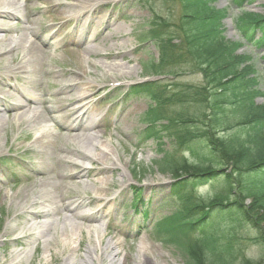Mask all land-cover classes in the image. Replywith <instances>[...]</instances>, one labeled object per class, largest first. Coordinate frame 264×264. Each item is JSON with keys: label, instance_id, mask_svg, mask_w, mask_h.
Segmentation results:
<instances>
[{"label": "rangeland", "instance_id": "374dc122", "mask_svg": "<svg viewBox=\"0 0 264 264\" xmlns=\"http://www.w3.org/2000/svg\"><path fill=\"white\" fill-rule=\"evenodd\" d=\"M75 1L77 2H73L72 0H50L49 9L41 10L34 16L41 17L50 13H54L56 16L54 20V27L56 29L62 30L64 26L66 27V32L70 31L71 29L76 31L80 22L83 20L84 15L82 17H71L67 23L62 24L64 21L63 18L65 16L74 15L80 12V6L82 5L80 2L82 0ZM90 1V4H92L95 0ZM104 1L106 5L98 7V10L95 11L96 16L103 17L111 13L115 24L122 28V32L119 35H114L111 39L113 41L98 37L97 42L99 40L102 41L99 43V47L106 48L113 43L120 45L124 42L125 44L123 47L121 49H112L110 55L101 56L103 53H97L88 57L75 53V45L73 43L66 44L58 42L56 48L54 49L55 58L47 59L46 61L44 60L43 62L48 66L41 65V70L42 68L45 71H48L51 68L56 71L59 70L60 72L58 75H60V82L63 84L72 81L74 82L77 79L76 82H80V90L82 89V83L90 88L89 94L91 98H87L89 106L94 104L92 109L97 110V112L99 111V113L102 114L107 111L100 127L106 126L107 128V130L104 132V138L107 139L112 145V149L115 151L116 157L118 158V161H115V164L116 167L120 169L109 171L104 176L110 178L111 182L114 183L113 188L117 187L116 189L118 190L122 189L120 193L121 200L117 202L115 211L112 214L113 218L116 220H111L110 224L111 226L115 225L119 227L125 232V235L120 238V244H118L117 249L122 256L128 254L126 259L127 264H139L138 261H140V264H150L149 261H146L141 257V255L138 254L139 242H144L146 246L151 248L150 256L154 258L155 264H185V258L182 256V252H178V254L174 248H166L161 246L159 243L152 242L145 232L143 233L141 230L137 231V228L139 230V227H148L151 221L159 218V216L163 214L177 213V206L179 203H177L176 198H168L174 183L173 177L170 174L160 173L156 165H154V161L157 158L155 153V145L149 141L147 144H145V146H142L138 149L133 147L139 143L143 134L144 125L140 122V120L142 118V113L147 109L150 101L146 97H129L127 94L130 87L136 84L144 83L147 80L146 78L151 76L148 75L149 73L145 74L142 71L141 64L148 59H157V51L152 42L148 40L144 42L138 41L140 34L143 31H146L148 26H151L150 23L153 21V14L161 16L164 20L165 29L169 32H172L173 25L178 23V20L182 15V4L180 0H150V3H145V0L143 2L142 0ZM114 2H116V4H114ZM35 3L36 2H30L29 5H33ZM72 3L75 5V8L71 7ZM229 4L230 0H217L214 3V6L218 9H221L228 7ZM261 5L262 2L259 1L252 6H248L246 9L255 13H263V7ZM230 13H232L233 16L237 14L233 8L230 9ZM91 15L92 12L87 15V20L91 19ZM94 16L95 15L93 14L92 17ZM122 19L124 20L122 21ZM222 23L226 29L225 37L231 41L239 42L236 36V31L232 26L231 19L227 17L222 21ZM56 29H52L51 31H55ZM41 37H43V35ZM49 52L52 53L50 48L47 49V53ZM239 52H246L248 54L250 53L252 58H258L260 55H264V50L250 52L246 48H242L239 50ZM17 54L19 55H14L13 57H15V62L18 63L21 59V55L20 53ZM106 57L108 59H106ZM39 59L41 60V56ZM39 59L37 60V65L40 63ZM121 59H127L130 64L128 65L125 61H121ZM53 62H55V64H53ZM111 63L121 65L127 68V71L131 73H121L120 67H118L116 69H111V72L106 74V69L104 66H108L110 68L112 65ZM255 67L258 72L257 79L259 82V89L264 92V62H261L260 60L255 62ZM37 71L38 73L36 75H32L33 78H39V72H41L40 65L37 67ZM48 78L50 82L57 80V77H51L50 75H48ZM162 79H166V83L172 81L173 83H179L180 85L202 84V78L200 74L192 70L191 66L187 63L179 66V72L173 78L155 77L149 81H157ZM129 84L131 85L127 87ZM53 91L56 90L47 88L44 98L47 100ZM68 91L71 92V95H74L77 92L76 89H68ZM256 103L259 105H264V96L258 97ZM45 106L47 107V104ZM134 107H137L138 111L131 113L132 108ZM151 114L153 115V111ZM38 120L40 121L42 118L40 117ZM239 122L240 120L237 114L233 113L229 116L228 122L226 124L220 123L219 127L220 129H226V131L223 133L225 136H230L234 133L243 136L244 132L239 127H237ZM29 128L27 129L25 124L18 126L17 124L9 122L6 131H2L0 133V152L5 151L9 146H11L14 153L22 154L26 152L28 153L27 156L30 157L29 153L33 152L32 140L30 139L26 142H23L21 139L16 138L17 136H27V134L32 137L33 133ZM69 147L72 148V146ZM46 154L49 160L48 166H50L51 150H47ZM39 156L43 157L45 160L44 154L40 153ZM11 158L16 160L15 157ZM176 159H181V156L176 157ZM170 161L172 164L178 165L177 163L181 160L170 159ZM109 163L112 162L109 161ZM200 163L201 161L198 162V164ZM26 169H29V166L26 167ZM131 170L134 176H130L129 173ZM50 171L51 168L48 167L46 170L47 175H49ZM228 171L229 170H227L226 174L230 173V171ZM61 172L63 175L69 174V170L66 171V169L63 167H61ZM63 175H61L60 178H63ZM55 177H57V174H55ZM3 179L6 182L11 180L10 177L6 175ZM219 181L220 178L212 179L210 184L204 186L199 192V194L203 193L202 198L207 200L209 197L214 195L220 197L221 190L217 188L214 189L213 187L217 185ZM69 182L76 184V187L70 185L68 188L66 197L69 199V201H74L81 196L85 197L88 194L82 190L83 184L81 185V183H77L75 179L70 180L65 177L62 179V184ZM21 187H23V184L18 185L16 190L8 191V185L0 183V196L5 195V192L8 193L9 197L15 193L17 195L20 194L21 196ZM31 189H34L36 192L35 186ZM134 189H141L143 193V204L141 205L138 213H132L129 208V204L134 197ZM198 191L199 190H197L196 193H198ZM196 193L192 195L193 199L196 196ZM54 195H57V193L54 192L53 189L50 192H46V196H48V198ZM84 200L87 201L86 198H84ZM179 200L183 201L184 199L181 196ZM9 202V198L0 200V264H9L11 260L10 253L24 249V246L14 249V242L11 241V238L15 230L19 227L21 228V225L27 222V218L24 217V215L18 214L25 208L16 211L14 206H11ZM170 202H174V204H169ZM237 202L238 200H233L232 203ZM124 204L125 207H123ZM251 205L252 202H250V208ZM142 211L147 212L149 215V218L144 223L141 222L142 220L139 214ZM261 215H263L262 212ZM30 218L31 217H28V220ZM58 221L59 216L57 222ZM19 223L21 225H19ZM9 232H11V235H9ZM53 232L54 231H52L51 234ZM4 235L5 237H3ZM251 236L252 233L247 228H241L238 226L233 232L225 230L217 235V237H223V240L225 241H230L234 249H245L244 253L247 255V257H249L248 259L252 261V264H264V255L261 254L259 250L260 248L253 244ZM89 238L90 237L88 234L82 232V247L79 248L80 252L75 257L76 262H74V264H80V260L84 258L83 256L85 253V248L87 247V243L90 242ZM134 238L138 239L136 240ZM107 239L108 238L105 240L102 239L103 247H105L107 243L105 241ZM29 240V238L21 239L19 240V243L24 245L25 243H28ZM186 240H188V244L192 242L190 238H187ZM183 243L184 245H187V241H184ZM45 247H47V249H45ZM45 247H42V245L39 244L37 245L38 252L31 254L30 246H27L26 248L29 254L32 255L29 259L24 261L20 256L17 258L19 260H16V258H14L15 253H12L13 258L15 259L16 263L22 261L24 262L19 264H30L28 262L30 260H32L33 264H46V257L49 255L50 263L48 264H63L62 258L68 255L66 253H60L58 251L59 246H55L53 242H50L49 244H46ZM45 250L48 251L46 252ZM247 253L250 256H248ZM121 257L119 256V258ZM104 264L108 263L105 262Z\"/></svg>", "mask_w": 264, "mask_h": 264}, {"label": "bare ground", "instance_id": "6f19581e", "mask_svg": "<svg viewBox=\"0 0 264 264\" xmlns=\"http://www.w3.org/2000/svg\"><path fill=\"white\" fill-rule=\"evenodd\" d=\"M83 1L85 2H81L84 4L81 6V10L87 7L86 4L90 3V0ZM97 4H101V1L99 0ZM98 7L91 9L93 13L98 10ZM32 12H34V8L25 3L21 4L20 0H0V34H3L0 37V112L15 113L16 115L11 117L17 120L14 121L17 125L25 124L27 129L32 127L31 130L36 135V140L33 144L39 148L40 152L46 151L47 148H51L54 152L59 146H64L63 148H58L64 153L67 149L65 147L67 144L82 150L79 153L75 149L65 155L62 153V155L58 156V162H63L66 171L69 170V174L65 175L68 179H75L77 183H82L87 179L93 187L83 185L82 190L87 192L88 195L79 197L75 201H69L66 197L68 188L70 185L76 187V184L72 182L62 184L60 176L63 174L57 172V177H55L53 167L49 175H47L42 166L44 158L39 157L41 165H34L28 162L27 167L29 166V169L24 167L25 170L32 171L34 175H26L22 180L21 196L15 193L9 197L8 193L5 192V195L0 196V200L9 198L10 205L14 206L16 211L25 208L19 212L25 214L27 220L28 217H31L28 220L31 222L25 226V231L35 238L36 231L40 230L41 237L37 238L43 241L44 247L50 242H53L55 246H59L58 251L68 255L62 258L63 264H74L76 262L75 257L80 252L79 248L82 247L81 234L83 230L89 235L90 242L87 243L84 258L80 260V264H104L105 262L108 264H127V255L121 257L122 259L119 258L116 244V238L121 236L124 231L117 226H111L109 241L103 247L102 238L105 234H101L98 229L99 224H97L101 219L110 215V207L114 201V199H107L108 190L114 187V183H111L110 178H105L101 175L107 173L108 169H112L118 158L115 151L109 146L110 143L100 141L97 135L101 118H95L99 111L92 109V106L87 103L86 98L90 88L83 83L81 85L82 90L74 98V106L60 109L61 113L65 115L63 122H67L68 127L63 122H57L54 118H43L45 99L41 96L46 93L49 86L58 85L60 90V80L49 82L45 74H40L37 79L32 77V75L37 74L39 65L41 71V64L37 65V56L44 55L46 52L39 45V43L44 45V42L40 40V36L49 31L51 24L48 19L53 17L42 18L38 22L32 18ZM96 20L97 22H95ZM111 21L112 15L109 14L105 17V22L110 23ZM100 22L101 19L96 15L88 20L87 23H85V20L81 22L73 42L77 54L88 57L97 53L110 55L112 49H121L123 47L124 42L120 45L113 43L107 48H101L99 43L102 41L99 40L97 42L98 37L102 39H108L109 37L112 39L114 35H119L122 29L117 25L111 29L108 36H103L98 31H93L88 36L84 34V27L94 26L95 23L99 25ZM12 35H15V37ZM62 40H65V38ZM46 41L49 42V35L46 37ZM17 51L21 54V59L18 63L15 62V57H13V54ZM106 59L108 58L106 57ZM104 67L106 74H109L111 69H116L119 66L112 64L110 68L108 66ZM45 72L48 73V71ZM120 72L131 73L122 67H120ZM19 74L24 77L22 80L23 89L20 97L15 98L14 94L11 93L18 92L11 84L10 78H17ZM38 94L41 96H36ZM68 101L69 97L61 100L60 97H55L54 104L60 106V102L66 103ZM136 111H138V108L134 107L131 113ZM40 117L43 119L41 123L38 120ZM48 122L57 123V128L63 131L64 134H58L53 137L47 124ZM7 124L8 122L0 117V132L5 130ZM109 161L112 163H109ZM46 168L48 167L46 166ZM34 186L36 187V192L31 189ZM50 188L57 195L48 198L45 191ZM47 201L49 202L50 211L44 212L34 208L36 202L43 204ZM104 201L107 203L104 204ZM58 216L60 219L59 224H57ZM107 229L108 226L106 227ZM52 231L56 235L54 236L53 232V236L50 237ZM45 251L47 252L48 250ZM140 252L144 254L143 259L149 261L150 264H155L154 258L150 256L151 253H147V247L141 245ZM26 254L29 253H15L14 258L17 259L21 256V259L25 260L27 258ZM43 255L45 256V254ZM10 258L9 264H16L12 253H10ZM46 258V264L50 263V256L48 255ZM28 262L33 264L32 260ZM138 263L140 264V261Z\"/></svg>", "mask_w": 264, "mask_h": 264}, {"label": "trees", "instance_id": "16d2710c", "mask_svg": "<svg viewBox=\"0 0 264 264\" xmlns=\"http://www.w3.org/2000/svg\"><path fill=\"white\" fill-rule=\"evenodd\" d=\"M211 1L187 0L190 12L184 16L181 23L186 49L204 75L206 85H210L213 89L209 93H205V90L201 94L195 93L194 101L200 102L210 115L207 117L204 112H200L196 116V121L181 120L180 123L170 124L169 128H164L163 131H167L171 137L182 141L188 148L192 149L193 146L202 151L201 146L202 149H208V158H200V164H187L175 170L177 176L180 172L191 180H195L223 174L228 190L235 187L238 194L251 200V208L250 206L244 208L240 197L234 204L238 205L239 211H242L241 222L246 220V215L252 214L256 217L255 226L258 229L256 241L264 244V124L256 128L255 123H250L252 124V127L249 126L251 130L247 132L244 140L236 136L227 139L221 136L216 137L220 129L219 122L223 120L218 116L221 113L222 104L227 99L234 101L238 106L242 104L243 98L241 97L245 94L239 97L237 89L238 85L244 81L245 71L238 72L236 67L225 65L223 62L224 52L227 51L228 46L222 38L217 11L209 5ZM242 22L243 27L240 30L243 34H254L259 31L263 38L261 42H264V17L244 15ZM163 40L165 39L159 37L161 63L163 64L164 59L169 63L174 62L172 40ZM238 61L237 59L236 62ZM217 89H220V94L224 95H220ZM262 119H264V114L253 118L255 121ZM192 152L194 154L193 149ZM228 169L230 173L226 174ZM226 207L227 205H223L222 200L218 199L206 206H195L191 210H186L184 214L198 217L190 223L175 225V228L181 229V232L185 230V234L196 230L202 234L203 231L197 227L205 220L210 222L211 218H218V220L227 218ZM199 210L198 215L192 214ZM196 244V242L193 243L186 251L192 261L190 264H220L218 261L213 263L203 258L202 249ZM241 264L248 263L244 260Z\"/></svg>", "mask_w": 264, "mask_h": 264}]
</instances>
